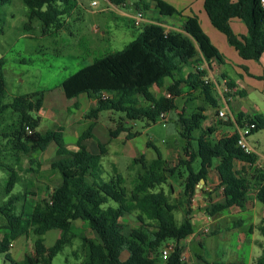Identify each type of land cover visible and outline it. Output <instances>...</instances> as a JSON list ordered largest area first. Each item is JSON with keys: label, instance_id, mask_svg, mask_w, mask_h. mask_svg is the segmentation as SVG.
Instances as JSON below:
<instances>
[{"label": "trees", "instance_id": "obj_1", "mask_svg": "<svg viewBox=\"0 0 264 264\" xmlns=\"http://www.w3.org/2000/svg\"><path fill=\"white\" fill-rule=\"evenodd\" d=\"M28 9L27 22L23 26L25 34L34 30V22L42 23L44 36L61 32L66 19L79 8L80 0H22ZM117 8H124L127 0H107ZM12 0H0V10ZM160 16L181 18V31H167L161 23H148L139 36L128 43L123 50L103 57L69 77L62 84L65 98L70 101L82 95L95 97L97 105L90 110L87 118L93 123L79 137L76 150H70L65 143V128L40 133V118L32 114L39 112L44 105L42 93L36 92L17 96L10 103H4L7 96L6 81L3 72L4 61L0 59V115L11 109L18 114V126L11 131L13 150L26 155L44 153L51 144L56 146V158L50 169L59 176V184L46 197L34 199L36 204L29 215L17 214L14 205L19 200L12 196L0 214L6 224L0 227V255L6 256L9 264H54L53 260L72 244L73 227L76 221H82L86 230L96 233L95 239L83 237L88 245L89 256L82 264H158L159 258L164 264H186L181 260L185 248L176 247L167 260H163L161 250L169 241L177 244L194 233L191 222L192 206H189L182 225L176 224L175 207L168 202L164 191L157 189L166 184L168 178L162 153L153 144L157 158L148 162L144 156L135 158L134 163L141 164L140 173L134 186V193L144 195V200L137 201V207L148 217L156 220V225L146 224L139 217L140 225L128 230L124 218L131 214L123 191L119 187L120 176L106 182L102 179V157L107 155L105 144L98 142L99 153H91L85 142L95 139V123L102 112L123 114L119 124L110 130L111 139L126 133L128 140L139 136L132 133L126 123L147 121L156 124L161 114H168L178 109L177 99L183 97V87L190 94L198 93L207 105L215 110L221 107L222 100L213 96L214 84L208 78V70L196 65L203 61H224L218 48L203 31L197 17H184L172 5L163 0H153ZM139 10H148L147 5L137 6ZM143 9H142V8ZM204 8L212 25L223 33L244 60L259 62L264 55V8L262 0H204ZM233 19L241 20L247 27V34L238 36L231 28ZM132 26L135 27L134 24ZM195 64V65H194ZM191 71L182 74L184 66ZM245 73L252 76L249 69L242 66ZM177 76H180L177 78ZM172 83L167 87V94L157 97L153 90L165 87L167 79ZM227 79V76H223ZM242 79L243 76L239 75ZM227 92L224 99L246 97V91L237 90L236 83L226 81ZM111 95L101 98L102 93ZM170 95V96H168ZM35 97H38L36 100ZM207 107L200 106L188 115L179 113L180 137L184 140V158L179 159L176 168L168 170L171 176L176 173L183 177L184 194L188 201L198 196L200 181L205 180L217 160L216 170L220 183L215 191L220 193V201L210 203L206 214L214 217L219 213L238 208L247 211L255 200L264 206V173L256 169V176L237 169V163L252 167L258 155L247 154L237 145L238 128L253 125L251 135L264 129V115L249 116L238 113L228 120L220 119V127L232 128L231 132L219 133L215 127L205 128L207 120L204 114ZM218 113V112H217ZM218 116V114H217ZM27 128L32 130L28 134ZM198 134L197 136L195 134ZM6 136V134H4ZM7 137V136H6ZM9 137V136H8ZM200 160V168L195 170L193 163ZM3 167H5L2 164ZM253 168V167H252ZM251 168V169H252ZM11 171L6 193L11 194L18 183L16 171ZM184 170V171H183ZM30 172L38 173L34 168ZM200 192H203L202 189ZM27 195L35 196L27 192ZM241 225V221L237 224ZM52 230L61 232L55 243L48 247L45 236ZM264 237V225L260 228ZM33 235L36 239L31 253L22 260H14L10 252L13 245L22 237ZM127 253V259L122 254ZM214 264H247L244 262H218ZM257 264H264V255Z\"/></svg>", "mask_w": 264, "mask_h": 264}, {"label": "rangeland", "instance_id": "obj_2", "mask_svg": "<svg viewBox=\"0 0 264 264\" xmlns=\"http://www.w3.org/2000/svg\"><path fill=\"white\" fill-rule=\"evenodd\" d=\"M94 1L98 5L93 7L92 2ZM152 4L153 0H127L130 12L136 11L137 13L141 11L145 15L152 14L148 10H139L137 6H151ZM119 10L125 9H116L107 0H80L79 8L71 17L66 19L65 28L61 32L44 36L40 21L34 22L32 32L29 34L24 33L23 26L28 20V9L22 0H12L10 4L1 8L0 59L4 61L2 69L7 89L4 103H10L20 95L42 93L44 98L43 109L40 114L37 112L32 114L34 117L41 115L42 121L37 129L38 132L45 133L59 126L69 127L80 111L78 109L79 105H77L78 107L73 104L70 105L65 98L62 90L64 81L95 61L123 50L142 31V25L141 27L132 26V20L130 22V19L121 17ZM159 17L162 21L171 18L160 15ZM101 32H104V34ZM196 65L208 70L209 80L214 84L213 96L223 98L226 86L220 75L221 68L215 63L209 67L203 61H198ZM215 78L218 82V88H215ZM155 92L161 97L167 94V89H156ZM255 96V92L251 91L248 98L237 97L231 101L229 100L231 109L254 107ZM37 98L35 97L34 100ZM79 102L82 107H85V97H82ZM177 103L179 108H184L182 110L188 115L197 111L200 106L207 107L210 113L208 115L209 121L206 124H209V122L215 123L217 110L215 111L214 108L209 107L205 100L199 97L198 93L190 94L187 89V92L177 100ZM224 104H227L226 100L221 103L219 109H222ZM89 110L90 108L87 111ZM113 114L111 117L109 112L101 113L99 121L103 127H111L110 130H114L121 117H124L121 113ZM83 119L86 120V117H83ZM128 124L126 126L131 128L133 133H139V136L132 140H126V134L122 133L117 138L111 139L109 133L103 130V132L96 133L97 140L89 143L90 148L93 145L96 146L98 142L105 144L107 147V155L103 156L101 161L102 179L110 182L116 179V173L121 175L119 187L122 189L125 200L131 208V214L124 218L128 230L140 225L139 217H142L146 224L156 225L155 219L148 217L137 207V201L144 200L145 196L134 193L138 176L143 173L141 164L134 163L135 158L144 156L148 162L157 158L154 148L148 147L147 143L149 142L163 153L164 168L167 172L164 173L165 177L168 178L166 184L157 190L166 193L168 202L175 207L176 224L182 225L188 207L194 203L192 200L188 201L184 194V181L187 174L184 173L183 177L177 173L171 176L168 170L176 168L179 159L184 158V140L178 134L170 137L167 126L160 120L156 124H149L147 121ZM17 126L18 114L13 110L8 109L0 115V207L4 206L12 196H18L19 200L14 205L15 212L29 215L36 204L34 199L38 200L46 197L59 183V176L53 174L50 169L51 162L56 158V147L51 144L44 153L30 155L13 150L11 131ZM87 128L88 125L85 122L74 126L72 129L68 128L70 131L64 135L67 146L70 148L76 147L74 129L81 134ZM228 130L232 131L233 129L228 128ZM248 141L264 158V129L250 135ZM216 162L217 160L213 161L214 164ZM238 166L237 169L242 170L243 167ZM7 167L18 174V183L11 194L6 193V187L11 176V171L7 170ZM30 167L37 170L38 173L30 172ZM193 167L195 170L200 168L199 159L193 163ZM251 168L245 166L244 170L253 176H256V169L264 173V162H261L260 167ZM171 184L174 186L175 194L171 192ZM204 184H201L202 187ZM27 192L34 193L35 196L27 195L25 197ZM205 194L207 199L210 198L209 205L214 203V200L217 202L221 199L220 193L217 191H215V196L213 192L208 193L206 191ZM253 203H251L249 209H253ZM207 208L204 207L205 213ZM216 216L218 221L213 223L208 232L205 233L207 234L205 246H201L197 242L190 245L193 263L205 264L213 260L217 262L228 261V258H224V253L236 252L238 246H240L241 249L238 251L236 261L247 264L254 261L253 264H257L259 258L264 255V241L261 243L263 251L259 248L260 245L254 246L252 242L255 239L264 240L260 232V228L264 225L263 211L254 210L253 216H249V214L244 215L238 208H233ZM239 221H241V225L236 227ZM5 224V217L0 214V227ZM60 234L59 230L48 232L45 236L46 245L48 247L52 246ZM73 234L76 238L70 246L65 247L53 260L54 264H82L88 259L89 248L82 241V238L95 239L96 233L86 230L82 221H76ZM35 239L32 234L19 239L14 243L10 252L11 257L17 261L22 260L26 254L32 252ZM126 254L125 252L122 254L123 260L127 257ZM254 255L256 257L252 260ZM258 255L260 256L258 257ZM0 264H9L5 255H0ZM158 264H164V262L159 258Z\"/></svg>", "mask_w": 264, "mask_h": 264}, {"label": "crops", "instance_id": "obj_3", "mask_svg": "<svg viewBox=\"0 0 264 264\" xmlns=\"http://www.w3.org/2000/svg\"><path fill=\"white\" fill-rule=\"evenodd\" d=\"M163 1H165L166 3L175 7L178 11H180L182 13V15L184 17H197L199 19V22L201 24L203 31L209 36L212 43L218 48V50L220 51V53L224 57L223 62H220L218 60H214V61L210 62V65L207 63L206 64L210 67L211 65H213L215 63L216 65H218L221 68L220 69V75L222 76V78H223V76H227V79L223 78V82L225 84H226V81H228V79L233 80L237 85V90L246 91V97L245 98H248L250 96L251 91L255 92L256 96H255V99L253 102L254 107H250L249 109H246L244 107H239V108L232 110L231 106H230L231 103L229 105L224 104L223 108H225L227 110V117L228 118L223 119V120H228L229 117H232L233 115H236L238 113H244V114L249 115V116H254L257 114L264 115V55L259 62H256L253 60L242 59L239 56L238 52L232 46L229 45L227 37L223 33H221L220 31H218L212 25V23L209 19V16L206 13L205 8H204V0H163ZM113 7L117 9V7H115V6H113ZM148 8H149L148 12H150L152 15H148V14L145 15V22L142 24V27L148 23L149 24L150 23H161L166 28L167 31H181L182 26H183V22H182L181 18H170L169 20L162 21L159 17L158 11L155 7V2H153V4L151 6H148ZM124 9L125 10H119V15L121 17H125L127 19H130V22H131L132 17L136 14V11L130 12L127 4L124 7ZM131 24H133V22H131ZM231 28L234 31V33L238 36H244L247 34V27L239 19H233L231 21ZM101 33L104 34V32H101ZM242 66L247 67L252 76L247 75L245 73V71L243 70ZM190 71H191V65L190 66H184L182 68V74H187ZM239 75H242L243 78L240 79ZM179 77L180 76H177V78H179ZM167 82L170 85L172 83V79L169 78L168 81L166 80L165 87H163L162 89H164V88L167 89V87L169 86ZM215 88H218V82H217L216 78H215ZM156 89L157 88H155L153 90V92L155 93V95L157 97H159L158 94L155 92ZM162 89H159V90H162ZM183 90H184V94H185V92H187V87L184 86ZM82 97L83 98L85 97V105H84L85 107H82V105L79 102V100ZM219 100H222V103H223V101L225 100L224 96H223V98H219ZM68 103H70V105L73 104L76 107H78L77 105H79L78 109H79L80 113L77 116V118L72 122V124L69 127L65 128L64 135L68 131H70V130H68V128L72 129L74 126H76L82 122H85L88 125V127L93 123V121H91L87 118V114L89 113L90 110H92L96 107L97 100L95 97H88L86 95H82L77 99L70 100ZM177 106H178V103H177ZM88 108H90L89 111H87ZM42 109L38 112L39 114L41 113ZM182 109H184V108H179V106H178L177 110L172 111L168 114H165L166 118H165L164 124L168 128V134L170 137H174L177 134L179 135V132H180L179 113L182 112ZM219 110H221V109H218L217 112H219ZM217 112H216V116L218 114ZM209 113H210L209 110H207L204 113L207 117V120L203 124V126L205 128H210V127L214 128L215 127L216 129H218L219 133L231 132L230 130H228V128L219 126L218 121L220 119L218 116L215 117V123L209 122V124H206V122L209 121V117H208ZM112 115H114L113 112H109V116L112 117ZM100 116H101V114L99 115L97 122H94L95 123V131H94L95 137H96L97 132H99V131L103 132V130H106L109 133L110 132L109 130L111 129V127H106V126L103 127V125H101V123L99 121ZM38 117L40 118V124H41V121H42L41 115H39ZM83 117H86V120H84ZM111 120H112V122H114L113 119H111ZM125 123L128 124L127 122H125ZM73 131L75 133L76 143H77L79 137L81 136V134L83 132L81 134H79L76 129H74ZM124 134H126V133H124ZM93 140H97V139L95 138V139L88 140L85 142V145L87 146L88 150L91 153L98 154L99 153L98 143L96 146L93 145L91 148L89 147V143ZM126 140H128L127 137H126ZM54 147H56V146L54 145ZM68 148L70 150H73V151L77 149L76 147L70 148L69 146H68ZM253 150L255 152L254 154L258 155L257 162L255 163L254 166H252L255 169L256 167L261 166V162H264V158L262 155L259 154L257 149L253 148ZM162 155H163V153H162ZM217 165H218V161L215 164L214 163L212 164V167H211L209 174L207 176V184L201 188L203 192H198V196L194 198V203L192 204V211H191L190 217H191V222L194 226V233L188 237V243H186V246H185L184 254L186 255V260L184 262L186 264H195L192 261L193 260V254L191 252L190 245L193 242H197V243L201 244V246H205V237L207 236V234H205V233L209 230V228L211 227V225H213V223L218 221V218H216L217 216L210 217L205 213V210H204V207H208L209 202H210L209 201L210 198L207 199L205 192L206 191H208V193L213 192V195L215 196V188L220 183L219 174L216 170ZM237 165H239L238 167H245V166L249 167L248 165H244L241 163L237 164ZM116 174H117V176L121 177V175H119V173H116ZM59 182H60V180H59ZM170 189H171L172 194L176 193L174 191V186L172 184L170 185ZM214 202H215V200H214ZM253 205H254L253 209H248L247 211H244L242 213L244 215L249 214V216H253L254 210H258V212L263 211V213H264V206L260 202L255 200ZM263 218H264V216H263ZM257 241H258V245H257ZM263 241L264 240L255 239L252 243L254 244V246L260 245L259 248L263 251V247L261 245V243H263ZM240 249H241V247L238 246L236 252H225L223 255L224 258H228L229 260L228 261H221V262H230V261L237 262L236 258H238L237 255H238V251ZM252 253H255V252H252ZM258 254H260V253H258ZM126 255L128 257V254H126ZM259 256L260 255H258V257ZM127 257L125 259H127ZM254 257H256V255L253 256L252 260H254ZM253 262L254 261H252L251 264H253ZM214 263H218V262L213 260V261H210L209 263L207 262L205 264H214Z\"/></svg>", "mask_w": 264, "mask_h": 264}, {"label": "built area", "instance_id": "obj_4", "mask_svg": "<svg viewBox=\"0 0 264 264\" xmlns=\"http://www.w3.org/2000/svg\"><path fill=\"white\" fill-rule=\"evenodd\" d=\"M97 5H98V3L96 1L92 2L93 7L97 6ZM262 5L264 8V0H262ZM132 22L135 25V27H141V25L145 22V14L141 11L137 12L132 17ZM225 92H227L226 88H225ZM168 96H170V95H168ZM110 97H111V95L109 93L104 92L101 94V98H103V99H108ZM231 100H233V99H230V101ZM218 117H219V119H227L228 118L227 117V110L225 108L219 110ZM165 118H166V115L161 114L159 120L164 122ZM253 128H254L253 125H249V126L247 125L244 128H238L239 139L237 141V145L247 154H254L255 153L253 148L251 147L249 141H248V138L251 135ZM27 132H28V134H32V130L30 128H27ZM192 201L194 202V198L192 199ZM186 243H188V238L182 240L178 244L175 241H169L168 243H166L161 250L163 260H167L171 256V254L174 252V250L176 249L177 246H179L181 248H185ZM181 260L182 261L186 260L185 254H183Z\"/></svg>", "mask_w": 264, "mask_h": 264}, {"label": "water", "instance_id": "obj_5", "mask_svg": "<svg viewBox=\"0 0 264 264\" xmlns=\"http://www.w3.org/2000/svg\"><path fill=\"white\" fill-rule=\"evenodd\" d=\"M204 183H205V180L202 179V180L200 181L199 186H198L197 193L200 192V189L202 188V185H201V184H204Z\"/></svg>", "mask_w": 264, "mask_h": 264}]
</instances>
